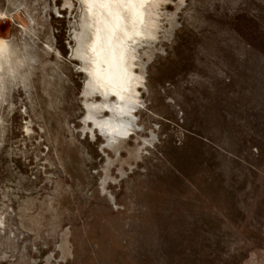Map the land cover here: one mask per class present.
<instances>
[{
	"label": "rangeland",
	"instance_id": "374dc122",
	"mask_svg": "<svg viewBox=\"0 0 264 264\" xmlns=\"http://www.w3.org/2000/svg\"><path fill=\"white\" fill-rule=\"evenodd\" d=\"M92 1L0 0V264H264V0H151L121 98Z\"/></svg>",
	"mask_w": 264,
	"mask_h": 264
},
{
	"label": "bare ground",
	"instance_id": "6f19581e",
	"mask_svg": "<svg viewBox=\"0 0 264 264\" xmlns=\"http://www.w3.org/2000/svg\"><path fill=\"white\" fill-rule=\"evenodd\" d=\"M150 2L151 0L92 1L91 12L97 18V34L94 41L96 69L92 73V77L95 80V88L105 94L107 93L106 96L111 93L119 98L122 97V87L125 83L124 76L127 71L123 63L127 48L126 40L142 32L141 27L147 9L145 7Z\"/></svg>",
	"mask_w": 264,
	"mask_h": 264
}]
</instances>
